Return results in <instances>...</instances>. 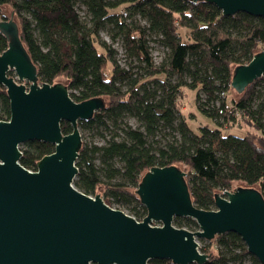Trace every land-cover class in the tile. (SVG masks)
<instances>
[{
  "label": "trees",
  "instance_id": "16d2710c",
  "mask_svg": "<svg viewBox=\"0 0 264 264\" xmlns=\"http://www.w3.org/2000/svg\"><path fill=\"white\" fill-rule=\"evenodd\" d=\"M78 1L86 6L89 18H81L77 0H0V6H10L16 16L21 38L38 67L39 82L64 79L75 100L102 97L106 101L92 118L79 121L85 128L108 129L111 124L114 130L103 145L82 141L75 186L90 195L100 194L101 187L108 204L111 197L132 204L131 215L138 220L147 215V208L136 188L155 165L183 168L191 198L202 209H214L215 193L232 189L235 183L255 187L264 196V76L228 99V93L235 90L231 86L234 67L264 49V17L243 11L224 15L216 4L205 0ZM124 10L145 18L148 25L127 22ZM1 11L0 19H9ZM106 26L113 38L122 37L129 55L144 65L145 74L117 63L116 50L100 37ZM149 33L160 35L159 41L168 48L160 66L154 65ZM8 41L0 31V53ZM172 76L178 81L171 82ZM183 85L196 90L197 108L216 127L200 125L195 131L180 118L177 95ZM200 90L206 95L201 102ZM125 113L137 116L144 129L127 124ZM10 114L7 89L0 83V119H9ZM238 114L248 129L243 135L225 133ZM61 128L63 133L72 131L65 120ZM167 129L171 138L160 143L155 137ZM20 148V163L32 170L54 151L52 143L42 140L26 141ZM119 176L122 180L115 181ZM173 223L198 228L190 217L177 216ZM199 248L209 255L203 264H262L234 231L217 234L207 248ZM148 264L177 263L153 258Z\"/></svg>",
  "mask_w": 264,
  "mask_h": 264
},
{
  "label": "water",
  "instance_id": "95a60500",
  "mask_svg": "<svg viewBox=\"0 0 264 264\" xmlns=\"http://www.w3.org/2000/svg\"><path fill=\"white\" fill-rule=\"evenodd\" d=\"M205 1L224 15L243 11L264 17V0ZM0 31L9 39L0 53V83L7 89L11 112L9 119H0V264H148L153 258L203 264L209 255L200 250L199 238L212 240L229 231L239 234L264 264V196L255 187L238 183L216 192L215 208L206 210L194 204L183 168L155 165L136 188L147 208L142 220L108 204L102 191L90 195L78 189L79 121L92 118L106 101H77L62 79L39 82L18 22L0 19ZM262 76L264 49L234 67L231 86L242 93ZM63 120L71 124V132L63 133ZM29 140L54 145L36 170L20 163V145ZM177 216L194 219L198 228L176 226Z\"/></svg>",
  "mask_w": 264,
  "mask_h": 264
},
{
  "label": "rangeland",
  "instance_id": "374dc122",
  "mask_svg": "<svg viewBox=\"0 0 264 264\" xmlns=\"http://www.w3.org/2000/svg\"><path fill=\"white\" fill-rule=\"evenodd\" d=\"M77 11L79 12L80 16L82 19H87L89 18L88 10L86 6L81 2L78 1L75 4ZM2 15L6 16L7 18L14 17L16 16L12 12V8L10 6L4 5L2 8ZM123 17L126 19L127 22H132L135 21L138 24L147 26L148 22L145 18L141 17L140 15H133L130 16L129 10H124V15ZM100 37L101 39L105 40L112 48L116 50V55L115 58L117 60V63L124 68H131L133 72L137 73H143L145 74L146 69L142 63H140L135 57H132L129 55L125 48L124 41L121 36H118L116 38H113V31L110 29V26H106L100 30ZM160 35H155L154 33H149L148 34V40H149V46H150V52L151 56L153 58V62L155 66H160L162 61L165 59L166 53L168 51V48L162 44L161 41H159ZM63 82H65L64 79H62ZM171 82H177L178 79L176 76L170 77ZM26 85H28L27 81H24ZM123 88H126L125 84H122ZM200 95V100L204 101L206 98L205 93L200 90L199 92ZM231 95L237 96V92L235 90H232L228 93V99H230ZM178 102L180 104V111L181 115L180 118H185L191 128L195 131L198 130V126L200 125H208L210 127H216V123L203 113L199 111L196 105V90L192 89L191 87L187 85L181 86V91L177 95ZM99 111V110H98ZM124 121L132 126L133 128H140L144 129L141 120L129 113H125L124 116ZM220 121H222L220 119ZM81 135H82V141L88 144H97V145H103L106 143V141L111 137L113 133V125L109 124V128L105 129L102 127H93V128H85L83 126H79ZM248 129V126L243 122L241 116L238 114L237 115V120L234 122V125L231 128H226L224 129L225 133H233L237 135H243L245 130ZM176 133V132H175ZM178 136V133H176ZM167 138H171V135L168 134V129L167 130H162V132L158 133L155 137L160 143H165ZM118 166H121V162L116 163ZM122 180V177H117L115 181ZM238 183H235L233 188L234 189ZM132 186V185H131ZM133 190L134 188H130ZM103 198L105 199L106 197V192L100 187L98 190V193H101ZM111 205L124 210L125 212L131 214V205H126L122 203H118L115 201L113 197H111ZM106 201V200H105ZM154 224H158V222H155ZM199 241V240H198ZM200 247L207 248L209 244V240L199 241ZM247 263H250L248 260Z\"/></svg>",
  "mask_w": 264,
  "mask_h": 264
},
{
  "label": "built area",
  "instance_id": "2783aa9c",
  "mask_svg": "<svg viewBox=\"0 0 264 264\" xmlns=\"http://www.w3.org/2000/svg\"><path fill=\"white\" fill-rule=\"evenodd\" d=\"M222 95H224V93H222ZM225 190H227V189H225ZM225 190H223V192H224ZM223 192H222V193H223Z\"/></svg>",
  "mask_w": 264,
  "mask_h": 264
},
{
  "label": "flooded vegetation",
  "instance_id": "af4514ba",
  "mask_svg": "<svg viewBox=\"0 0 264 264\" xmlns=\"http://www.w3.org/2000/svg\"><path fill=\"white\" fill-rule=\"evenodd\" d=\"M1 19H3V18H1Z\"/></svg>",
  "mask_w": 264,
  "mask_h": 264
}]
</instances>
